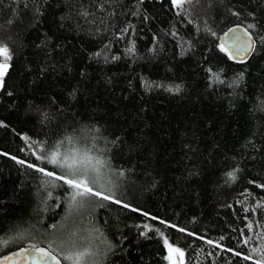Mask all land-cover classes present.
Segmentation results:
<instances>
[{
    "label": "trees",
    "instance_id": "trees-1",
    "mask_svg": "<svg viewBox=\"0 0 264 264\" xmlns=\"http://www.w3.org/2000/svg\"><path fill=\"white\" fill-rule=\"evenodd\" d=\"M234 24L254 26L244 63L219 50ZM4 46L0 255L87 237L91 264H169L168 239L184 264H264V0H0ZM38 149L104 160L121 203L70 211L66 186L17 163L59 173Z\"/></svg>",
    "mask_w": 264,
    "mask_h": 264
},
{
    "label": "snow or ice",
    "instance_id": "snow-or-ice-1",
    "mask_svg": "<svg viewBox=\"0 0 264 264\" xmlns=\"http://www.w3.org/2000/svg\"><path fill=\"white\" fill-rule=\"evenodd\" d=\"M174 7H181L186 0H171ZM254 27L249 25L248 28ZM248 28L244 29V35L247 36V40L243 37L233 36V45L236 52L247 51L252 47V42L254 40L251 33H249ZM230 32H234L233 29H229ZM219 50L230 59L233 58L232 52L228 50L224 45H219ZM0 56L5 57V60H10L9 49L4 46L0 47ZM9 63L0 62V82L2 78L6 75L9 68ZM32 155L38 161L46 162L47 164L53 165L58 168L59 173L55 171L46 170L44 167H40L37 164L29 163L25 160H17V163L21 165H26L28 168L33 169L35 172L40 173L43 177L49 178L45 181L46 185L56 186V182H61L60 186H66V190L69 191L68 197V207L69 210H74L77 208H84L86 205L103 206V201H111L116 204H120L119 199L114 198V193L110 186L101 182V170L105 167L106 162L97 157L89 155L87 151L81 153L79 150L72 152L61 153L59 150L52 151L50 154L44 149H38L34 151ZM13 159H16L13 157ZM122 175V173H121ZM230 177L233 176L232 173L228 174ZM234 178V177H233ZM264 187V185H261ZM51 191L48 192V197L51 198ZM123 207H129L128 204H124ZM137 209L133 208L132 211ZM57 225H53V228H57ZM147 227V226H145ZM247 228L251 229L252 224L246 225ZM181 232H185L184 229H178ZM96 231H99L98 229ZM189 236L194 235L193 233H187ZM72 236H76L73 231ZM223 239V237H221ZM83 242L80 244L78 250H73L71 254L60 256L54 251L46 249L44 247H38L35 244L32 246V251L28 249H22V252L27 253V255L34 256L36 260L47 262L49 260L54 261V264H62L63 260L72 261V264H91L93 259L97 256V253L92 248V241L87 237H82ZM209 245H214L216 248H221L224 251L231 252L237 257H241V252L236 251L231 248H224L218 242L212 240L206 241ZM248 239H243L242 243L247 244ZM53 244L56 241L52 242ZM163 243L168 251V255L165 257L169 264H177V258L179 259V264H184L185 252L179 247L174 246L169 242L168 239H164ZM59 247V245H57ZM17 256L21 255L20 252L16 253ZM11 257H5V260H9ZM242 259L247 261L251 257L249 255H243ZM255 264H262L261 260H256Z\"/></svg>",
    "mask_w": 264,
    "mask_h": 264
},
{
    "label": "water",
    "instance_id": "water-1",
    "mask_svg": "<svg viewBox=\"0 0 264 264\" xmlns=\"http://www.w3.org/2000/svg\"><path fill=\"white\" fill-rule=\"evenodd\" d=\"M245 28L246 27L241 24H234L228 27L227 29H225L219 36V43L221 45H224L226 48H228L230 52H232L233 58L231 60L235 63L246 62L252 55L255 49V46H256V41H255V38L253 37L254 40L252 42V47L250 49H248L246 52L245 51L236 52L234 45H233V36L243 37L244 40H247V36L244 35ZM229 29H233L234 32H230ZM249 33L251 32L249 31ZM38 247H44L48 249L47 247L42 246V245H38ZM22 249H28L29 251H32V246H21V247H18L16 249H13L6 253L1 254L0 264H54V261H51V260L47 262L36 260L34 256H30V255H27V253L22 252ZM18 252H20L21 255L17 256L16 253ZM5 257H11V259L5 260ZM177 264H179L178 258H177Z\"/></svg>",
    "mask_w": 264,
    "mask_h": 264
},
{
    "label": "rangeland",
    "instance_id": "rangeland-1",
    "mask_svg": "<svg viewBox=\"0 0 264 264\" xmlns=\"http://www.w3.org/2000/svg\"><path fill=\"white\" fill-rule=\"evenodd\" d=\"M17 243H19V241L13 242V244H17ZM166 251H167V249H166ZM167 255H168V251H167ZM168 263H169V261H168Z\"/></svg>",
    "mask_w": 264,
    "mask_h": 264
}]
</instances>
